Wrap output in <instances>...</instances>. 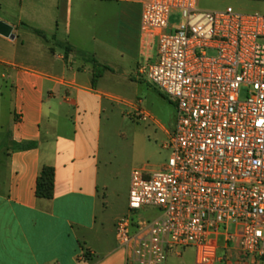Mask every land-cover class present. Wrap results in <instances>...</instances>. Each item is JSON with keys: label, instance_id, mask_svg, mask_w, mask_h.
I'll return each mask as SVG.
<instances>
[{"label": "built area", "instance_id": "built-area-1", "mask_svg": "<svg viewBox=\"0 0 264 264\" xmlns=\"http://www.w3.org/2000/svg\"><path fill=\"white\" fill-rule=\"evenodd\" d=\"M198 1L142 9L156 57L139 74L173 102L177 123L165 164L132 173L129 214L116 224L126 264H165L188 249L195 264L264 262V15L205 12Z\"/></svg>", "mask_w": 264, "mask_h": 264}, {"label": "crops", "instance_id": "crops-1", "mask_svg": "<svg viewBox=\"0 0 264 264\" xmlns=\"http://www.w3.org/2000/svg\"><path fill=\"white\" fill-rule=\"evenodd\" d=\"M149 1L20 0L17 16L5 12L0 17L15 36L0 35V264H126L116 229L110 232L101 216L106 198L102 116L104 101L114 96L100 83L112 69L97 58L95 66L78 62L80 48L71 41V29L73 18L81 20L87 8L101 6L107 15L113 6L117 57L124 59L135 45L148 61L151 40L141 35L140 24ZM25 20L53 22L51 29L40 30L63 49L58 54L44 47L52 53L53 64H39L45 60L40 54L23 55L27 50L21 28L32 30ZM62 25L66 41L58 40ZM97 64L106 71L98 73ZM95 74L101 77L94 86ZM25 144L35 146L19 148ZM45 166L56 172L52 200L36 195ZM188 251L170 256L165 264H195Z\"/></svg>", "mask_w": 264, "mask_h": 264}, {"label": "rangeland", "instance_id": "rangeland-1", "mask_svg": "<svg viewBox=\"0 0 264 264\" xmlns=\"http://www.w3.org/2000/svg\"><path fill=\"white\" fill-rule=\"evenodd\" d=\"M14 1V3H11ZM20 0H0V17L5 12L19 14ZM198 8L205 12L225 11L229 8L242 14L264 15V0H199ZM107 15H102V7L98 5L87 8L81 18L72 20L71 41L78 45L77 61L85 60L95 66L94 59L105 61L112 71L108 72L101 81V89L109 91L114 97L104 101L101 130V168L102 183L105 186V205L101 210L102 219L106 222L110 232L116 229L117 221L129 214V192L131 177L135 169L146 165L159 170L170 157V153L163 149L168 141V134L176 129L177 112L173 102L162 95L142 77L138 70L147 61L138 53L135 45H130L129 54L124 59L117 57L115 49L118 45V20L113 6L108 7ZM181 22L179 15L171 18V25ZM31 29H51L53 22L24 21ZM26 41L23 55L31 57L40 54L45 60H39L47 66L55 61L50 52L45 49L53 48L60 54L63 49L56 45L51 37L44 39L32 30L21 28ZM53 33V30H48ZM64 25L59 31L58 40L66 41ZM123 43V42H122ZM122 46V44H121ZM146 57L153 60L156 57L155 43ZM34 63L36 60L32 59ZM99 70L106 71L101 64L96 65ZM140 112L149 115L144 121ZM152 217V213L140 214L141 219ZM116 234V232H115ZM189 256L195 259V251L189 249Z\"/></svg>", "mask_w": 264, "mask_h": 264}, {"label": "trees", "instance_id": "trees-1", "mask_svg": "<svg viewBox=\"0 0 264 264\" xmlns=\"http://www.w3.org/2000/svg\"><path fill=\"white\" fill-rule=\"evenodd\" d=\"M34 33L46 39L47 37L40 30H34ZM103 72V70H102ZM101 77V74H95L93 77V85L95 86L98 79ZM32 144H25L19 148L26 150L28 148L34 147ZM55 181H56V172L55 169L51 166H45L39 178L37 179L36 184V195L40 199L52 200L55 195Z\"/></svg>", "mask_w": 264, "mask_h": 264}, {"label": "water", "instance_id": "water-1", "mask_svg": "<svg viewBox=\"0 0 264 264\" xmlns=\"http://www.w3.org/2000/svg\"><path fill=\"white\" fill-rule=\"evenodd\" d=\"M0 35L12 40L15 39V36L12 35V28L2 21H0Z\"/></svg>", "mask_w": 264, "mask_h": 264}]
</instances>
